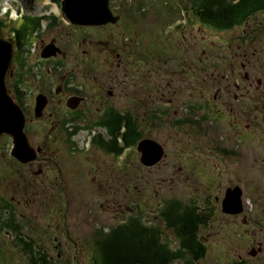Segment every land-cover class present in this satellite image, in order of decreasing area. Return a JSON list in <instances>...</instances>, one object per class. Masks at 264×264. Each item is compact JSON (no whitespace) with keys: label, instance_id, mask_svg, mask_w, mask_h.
Instances as JSON below:
<instances>
[{"label":"flooded vegetation","instance_id":"1","mask_svg":"<svg viewBox=\"0 0 264 264\" xmlns=\"http://www.w3.org/2000/svg\"><path fill=\"white\" fill-rule=\"evenodd\" d=\"M116 1L108 0L109 19L104 24L72 25L67 23L65 15L60 12L48 13L44 18L47 32L49 31V37L46 41L40 39L42 31H39V34L35 36L37 28H33L35 20L32 19L41 15L30 12L23 14L19 22L30 20L27 31L30 32V29H35L32 45L35 46L36 51L38 48L37 57L34 58V63L39 66L37 69H35L36 66H30L28 59H26L27 54L23 52L24 45L28 43V35L21 37L19 26L0 21V42L8 45L7 51L10 49L11 52L10 61L3 76V86L6 96L22 112L24 120L22 133L27 144L34 151L30 160L16 161V158L12 157L13 152L10 151V143L7 142V148V143L0 145V153L6 149L5 154L7 153L8 156L5 157L12 160L11 162L18 171H23L24 167L29 168L34 164H39L43 161V158L39 156L44 154V148L33 136L39 135L41 141L45 140V134L40 130L39 124H41L47 128L46 136L49 137V146L59 143L62 151L66 149L69 152L68 155H74L76 151L75 140L82 144V148L88 147L90 144L92 150L99 149L105 157L110 159L112 168L117 159L121 160V157L125 156L127 170L130 168L132 174L141 171L149 178L150 172L154 169H159V175L168 173L171 168L166 162L168 160L174 167L172 175H175L178 180L183 174L186 176V180L182 184L185 185L186 193L194 190V188L196 190V195L188 200L193 204L180 206L177 215L181 217L188 214V216L202 220L200 223L197 221V226L194 229V236L201 242L202 239L199 238V235L204 233L203 229L206 223L208 221L213 222L212 218L217 217L216 215H226L231 219L238 217L244 219L246 214L242 201L244 185L239 179V172L243 170L244 162L241 149L245 145L243 136L245 132H249L250 128L257 129L254 121H257L259 125L264 122V117H262V113L264 114V71H259L254 67L264 64V12L255 13L242 25L226 29H217V27L203 22L198 18L199 10L196 7H191L192 3L189 4L190 9H181L177 7L179 6L178 3L174 4L176 8L174 15L170 12H161L162 21L160 24H164V26L153 30L150 38L145 40L147 45L151 41L154 43L151 46L156 50L155 52L164 55V45L168 41L163 33H173V35L180 33L181 27L185 26L187 21L184 16L185 13L190 17V24L193 21L201 24L202 27L197 25L196 30H204L205 33L209 34V37H213L219 44L218 51L220 52L212 53L213 56L209 64L198 57L199 54H192L191 71L185 78L187 82V95L184 99L186 114L180 115L181 113L175 112L177 111L175 109L177 104L174 101V96L177 91H167L166 88L167 86L173 87L174 81L176 82L175 78L168 80L157 73L148 71L149 76L142 78L141 104L137 106H122L115 102L128 80L115 85L109 75L103 80V83L99 82L97 70L101 62L99 57L101 52L107 53L113 60V68L110 74L118 72L126 79L135 74L133 68L136 66L131 65L130 60H136L132 57L131 52L133 56L144 57L141 52H135V49L138 48L133 46L130 49L137 38L141 39V36L134 34L142 35V32L136 30L137 27L131 23L125 24L127 12H125L124 6L117 4ZM118 1L126 2L128 0ZM129 1L133 2L134 0ZM27 17L29 19H26ZM132 28L134 29L133 32L128 33ZM71 30L82 36L80 40L72 44L70 43ZM56 31L63 34L62 44L54 36ZM223 33H229V37L223 39L221 37ZM116 34L119 36L118 39L115 37ZM155 34H157L156 37ZM131 35L134 36L131 37ZM120 40L130 42L129 51L126 52L118 44ZM147 45L144 44V46ZM46 46L56 47L55 49H58L59 52L55 56L41 59L40 53ZM195 48L196 45L193 42L179 40L174 50L176 60L182 62L183 53L189 50L191 52ZM178 49H180L179 52ZM142 62L148 65L164 64L166 61L164 57H158L155 54L152 60L143 58ZM206 66L209 67L204 69ZM42 69H45L44 72L41 71ZM156 70L163 71V68L159 67ZM181 73L179 74L180 81L185 87ZM86 81H93L98 84L100 87L99 94L88 93L85 89ZM20 85L25 86L27 91L22 90ZM117 88H120L118 93H116ZM224 96L226 97L223 98ZM41 99L43 102L40 111L36 112V103L39 101L40 104ZM254 99L263 103L257 104L259 110L253 112V116H259V118L252 120V124L249 125L244 120L245 103ZM219 104H222V107ZM91 106L95 108V112H92L93 107ZM171 110H174V117L167 118L166 112ZM113 113L117 114L115 118H120L122 122L119 130L114 131L115 134H108L104 125L105 123L106 125L111 124L114 120L110 118L106 120L105 117L107 115L112 117ZM43 116H46L47 124L39 122L36 125V121ZM30 126L35 129L31 131L30 128L28 129ZM49 126L56 131L54 142L49 136ZM166 129L169 130L172 151L168 150L167 140L163 136ZM214 130L217 133H214ZM126 133L128 143L124 141ZM9 138L7 134H0V139L3 141ZM85 140L87 144L84 142ZM100 140L103 141L105 148L100 147ZM141 141L157 147L158 158L154 164L149 162L147 156L146 164L141 161L142 153L138 150ZM88 156L87 154L82 157L87 158ZM77 160L79 162L73 160L66 166L68 159H64L62 156H59L58 160L54 158L53 169L56 172V186L59 187L60 192H70L67 184L69 176L83 173L82 160ZM262 161L258 160L259 164ZM6 162L10 163L8 160ZM148 163L152 165H147ZM134 164L136 165L135 168ZM85 166L90 168L89 163H86ZM95 171L96 167L92 168V172ZM205 172L209 176L207 184L197 178ZM43 173V169L40 168L38 174L42 175ZM94 178L96 175L93 176ZM166 178L163 179V183L165 180L166 183H173L176 186L173 178ZM197 179L198 184L194 183ZM234 190L240 192V211L231 215L224 214L222 206L224 197H226L227 192ZM112 195L116 202L117 190L115 188ZM129 198L131 199V197ZM167 201L178 202L174 198ZM167 201H161L159 203L161 209L155 211L154 215H152L154 212L151 213V221L154 225L148 224V220L145 221V218L142 217L144 214H135L131 207H127L131 213L124 218L121 217L120 220L129 226L137 222L143 228L155 232V230H160L155 222L157 219L163 224L162 228L170 232L173 240L178 244L179 241L176 237V234L179 233L178 227H176L178 225L175 220H172L170 208L166 207ZM200 201L201 205L199 206ZM169 206L171 207L170 203ZM214 206L219 211L217 214L213 212ZM189 209L193 210V213H189ZM200 212H204V215L202 216ZM119 224H121L120 221L115 223L113 227ZM110 228H100L96 232H92L94 251L90 264H96L99 255H101V250L96 248V241L102 236L99 230L107 233ZM155 233L157 234V232ZM190 236L186 235V237ZM158 239L163 240L159 234ZM67 247L73 253L64 250L65 254L62 256L61 245L49 242V257L43 260L42 264H69L68 258L72 257L76 261L82 257L74 251L75 244L71 238H68ZM58 249L60 254L56 255ZM188 250L187 247L182 248V251L189 256ZM252 253L249 254L252 256ZM236 263L244 264L241 262V257L236 259Z\"/></svg>","mask_w":264,"mask_h":264},{"label":"rangeland","instance_id":"2","mask_svg":"<svg viewBox=\"0 0 264 264\" xmlns=\"http://www.w3.org/2000/svg\"><path fill=\"white\" fill-rule=\"evenodd\" d=\"M189 1L190 0H134V4L129 0L126 2L116 1L117 4L124 6L125 12H127L126 20H124L125 24L131 23L137 27L135 28L136 30L142 32V35L134 34L135 36H141V39L137 38L130 46V49L134 46L138 48L135 49V52H141L144 56H133L131 52L132 57L136 60H130L131 65L136 66L133 68L135 74L126 79L118 72L110 74L113 68L112 58H110L107 53L101 52L99 54L101 59L97 70L99 82L103 83V80L109 75L111 81L115 85H119L118 83L128 80V83L123 86L122 92L115 100L117 104L122 106L140 105L142 98V78L149 76L148 71H150V73H157L168 80L176 79L173 87L167 86L166 88L167 91H177L174 96V101L177 104V106H175L177 111L175 112L181 113L180 115L186 114L184 99L187 95V82L185 78L191 71L190 67H192L193 64L192 54H199L198 57L209 64L213 56L212 53L220 52L218 51L219 44L217 40L213 37H209V34L205 33L204 30H196L197 25L202 27L201 24H198L197 21H193L190 24V17L187 13L184 14L187 19L186 24L181 27L180 33L175 35H173V33H163L168 41V43L164 45V55L155 52L156 50L151 46L154 44L152 41L147 45L145 40L150 38L153 30L164 26V24H160V21H162L160 17L162 15L161 12H170L174 15V12H176L174 4L178 3L180 6L186 7ZM62 2L63 0H60L59 4L56 6L51 4L49 0H0V16L3 12H7L9 17L6 16V20H15L17 18L14 15L15 12H30L31 14L44 12L62 13L60 10ZM187 9H190V7H187ZM106 14V19L96 23L107 21L109 15L107 12ZM67 23L74 25L69 19H67ZM12 24L14 26H19L21 23L16 22ZM133 30L132 28L128 33H132ZM39 31H42L40 39L46 41L47 37H49V31L47 32L46 29V20L40 23V28L36 30L35 36L39 34ZM70 33L71 44L76 43L82 37L76 31L71 30ZM134 35H131V37ZM54 36L58 39V42L62 44L63 34L60 31H56ZM154 36L156 37L157 34ZM115 37L117 39L119 38L117 34ZM221 37L227 39L229 33H223ZM179 40H182V42H193L196 45V48L192 49L191 52L189 50L183 53L182 59L180 58L182 62L176 60V55L174 53L175 45ZM118 44L122 46L126 52L129 51V41L120 40ZM144 44L147 46H144ZM28 48L29 44L26 47V51L25 48H23V52L25 51L24 53L27 54L26 59H28L30 66L33 65L35 67L36 63H34V58L37 57L38 48L36 51L35 47H31L29 53ZM179 51L180 49H178V52ZM155 54L158 57H164L166 62L164 64L148 65L142 62L143 58L152 60ZM1 61L2 57L0 56V62ZM151 63L153 62L151 61ZM38 67L39 66H36L35 69ZM159 67H162L163 71L156 70ZM208 67L209 66H206L204 69ZM254 67L259 71H264V64L255 65ZM44 70L45 69H42L41 71L44 72ZM180 73L182 74L185 87L182 86L180 81ZM131 81L132 83H130ZM19 87L27 91L25 86L20 85ZM85 89L88 93L92 92L93 94H99L100 92L99 85L93 81H86ZM118 92H120V88H117L116 93ZM225 97L226 96L223 98ZM40 101L41 103L37 112L40 111L43 102L42 99ZM259 103L263 102L254 99L253 101L249 100L248 103H245L244 120L246 124L251 125L252 120L259 118V116H253V112L259 110L257 105ZM219 105L221 106L222 104ZM95 111L93 107L92 112ZM173 111H167L166 117H174ZM262 117H264L263 113ZM46 119V116H43L36 121V125L39 122L47 124ZM19 124L20 121L15 128H17ZM39 125L40 130L45 134V140L43 141L40 140L39 135L33 136L44 148V154L39 156L43 158V161L39 164H34L29 168L24 167L23 171H18L11 162L12 160L5 157L8 156L7 153L5 154L6 149L3 153H0V209H2L0 210V264H30L29 259H31L30 257L27 259V255L23 253L22 248V251L20 250V240L14 234L10 235L7 228L3 229L4 225H1V220L4 218L5 222H10L9 219H11L12 223L21 225L19 229L20 232H18L19 236L21 238L25 237L29 242L31 241L32 246L35 242L40 244V246L46 250L45 256L49 257V242H51V244L61 245L62 256L65 254L63 252L64 250H69L73 253L71 249L67 247L68 238H71L75 244L74 251L79 253L82 257L76 261L70 257L68 258V263L78 264V262H81V264H90L93 259L94 251L92 232H96L97 229L100 228L113 227L114 224L119 221L122 223L123 221L120 220L121 217L124 218L127 214L129 215L131 213L127 207L133 208L134 210L132 209V211L135 214H144L142 217L145 218V221L148 220V224L154 225L151 221V217L155 214V211L161 209V207H159L161 201L174 198L178 200L182 206L184 204L189 206L193 204L188 200L190 197L196 195L195 188L186 193L185 185H182L186 180V176L183 174L181 179L178 180L175 175H172V173H174V167L168 160L166 162L171 166L168 173L159 175V169H154L150 172L149 178L141 171L132 174L130 168L127 170V159L125 156L121 157V160L117 159L115 166L112 168L110 159L105 157L99 149L92 150L90 144L88 147L82 148V144L75 140L76 151L74 155H68L69 152L66 151V149L62 151L59 143L49 146V137L46 136L47 128L41 124ZM254 125L257 129L250 128V131L245 132L243 135L245 145L243 149H241L244 162L243 170L239 172V179L242 180L241 182L244 185L242 201L246 213L245 217H243L244 219L241 217L231 219L226 215H216L217 217L212 218L213 222L208 221L203 229L204 233L199 235V238L202 239L201 242L206 247L205 256L195 264H237L236 259L238 257H241V262L244 264H264V122L259 125L257 121H254ZM29 128L31 131L35 129L33 126L28 127V129ZM1 129L2 127H0V130ZM55 132V129L49 126V136L52 138V142H54V137L56 136ZM214 133L217 132L214 130ZM163 136L167 140L166 145L168 150H171L172 145L168 129H166ZM7 142L10 143V149H12V145L13 149H15L12 138L6 141L0 139V145H5ZM84 142L87 144L86 140ZM21 144L23 145V143ZM7 145L8 143L6 144V148ZM157 152L158 149L151 153L152 157H149L150 163L158 158ZM20 154H22L21 156L23 158L26 157L25 160L31 159L29 158V155L32 154L31 152H29V155ZM87 154L89 155L87 158L82 157ZM51 155L56 160L59 159V156L68 159L66 166L73 160L76 162H79L77 159L82 160L83 173L68 177L67 184L68 188H70V192H60L59 187L56 186V172L53 169L54 158ZM14 158H16V161L22 160L18 157ZM6 160L10 161V163H7ZM258 160L263 161L259 164ZM86 163H89L90 168L85 166ZM168 165L165 166L168 167ZM94 167H96V171L92 172V168ZM135 167L136 165L134 164V168ZM40 168L44 171L42 175L38 174ZM235 170L237 169L235 168ZM94 175H96V178L93 179ZM165 177H167L166 179L173 178L176 186L173 183H166L165 180L163 183ZM199 177L197 178L200 181H204V184H207L209 178L207 172L202 174L200 178ZM233 178H236L234 174ZM198 179L194 183L198 184ZM114 188L117 190L116 202L112 195ZM128 196L131 197V199ZM134 199L136 200L134 201ZM224 200L222 203L224 214L231 215V213L225 211ZM4 203H9L12 208L7 210V208H4ZM198 205H201V201ZM233 205L239 208L237 199H234ZM12 212L14 213L13 217H11ZM213 212L214 214L219 212L216 206H214ZM200 214L203 216L204 212H200ZM155 222L160 228V230H155V232H157L159 236L161 235V239H163L161 240L162 243L167 245L171 250L177 249L178 244L173 240L171 233L162 228L163 224L160 221L155 219ZM16 245H18V247ZM250 252H253L252 256L249 254ZM57 254H60L59 249L56 251V255ZM191 254L193 253H189V256H191Z\"/></svg>","mask_w":264,"mask_h":264},{"label":"trees","instance_id":"3","mask_svg":"<svg viewBox=\"0 0 264 264\" xmlns=\"http://www.w3.org/2000/svg\"><path fill=\"white\" fill-rule=\"evenodd\" d=\"M49 1L56 5L60 2V0ZM195 3L196 8L199 10L198 18L217 27V29L242 25L255 13L264 12V0H238L236 2L235 0H196ZM37 21L34 23L36 27L38 26ZM27 25V23H24V28L20 30L21 37L24 36V32L28 27ZM113 114L112 117L108 115L105 117L106 120L109 118L114 120L111 124L108 123L106 125L105 123L104 125L108 134L118 131L122 122L120 118H115L117 114ZM124 141L128 143L127 133L124 135ZM99 145L105 148L102 140L99 141ZM180 206L182 205L179 201L177 203L167 201L166 203V207L170 208L172 220H175L178 225L176 226L179 231L176 234L179 241L177 249L171 250L158 239V233L156 234L143 228L137 222L131 226L121 223L115 227H111L107 233L99 230L102 236L96 241V248L99 251L101 250V255H99L100 257L97 259L96 264H195L203 259L206 247L194 236L197 221L200 223L202 220L188 216V214L179 217L177 212ZM189 210V213H193V210ZM13 215L14 213L12 212L11 217ZM5 225L11 230L10 234L14 233L20 240L19 246L22 248L23 253H26L27 259L31 258L29 259L30 264H41L43 260L48 259V256H45L46 250L40 244L35 242L32 246L31 241L29 243L25 237L21 238L19 236L18 232H20L21 225H13L11 222ZM186 235L191 236L186 237ZM186 247L190 250H188L189 253H193L191 256L186 255L182 251V248Z\"/></svg>","mask_w":264,"mask_h":264},{"label":"water","instance_id":"4","mask_svg":"<svg viewBox=\"0 0 264 264\" xmlns=\"http://www.w3.org/2000/svg\"><path fill=\"white\" fill-rule=\"evenodd\" d=\"M79 1L80 0H63V2H62V6H61L60 10L65 15L66 19H69L71 23H73L74 25L86 26V25L104 24L103 22H106V21H103L101 23H96V22H100L103 19H106V15H107L106 12L109 15V10H108V5H107L108 0H87L86 3H80ZM91 4L100 5V9L101 10L99 12L98 11L97 12H93L92 9H90ZM85 13H88L91 16L89 18L83 16V14H85ZM43 51L44 52H42L41 57L44 58V59H46L48 57H51V56H55L56 52H59L58 49H55L53 47L50 48L48 46H46ZM0 56L2 57V61H1L2 64L0 62V95L2 96V99H3V101L0 100V116H1L0 117L1 118L0 119L1 120V126L0 127H2V129L0 130V132H1L0 134L4 133V134L9 135L13 139L14 145H15V142L17 143L16 137H18V141L20 142V144L23 143V145L21 144L24 147V149H25L23 152L24 153L32 152V154H33V151L27 145L26 139H25L24 135L22 134L23 123H24L22 112L6 96L5 89H4V86H3V76H4V73H5L6 69H7V67H8V64H9V61H10V57H11L10 49L6 53V58H3L4 56L1 55V54H0ZM6 102H8L11 106L8 107L5 104ZM39 106H40V104H39ZM38 107H37V109H38ZM6 109L7 110L9 109L11 111V113L14 116L17 117L18 123L20 121V124H19V126L17 128H11L12 130H15V132H16L15 135L16 136L11 134V133H8V131H6L7 130L6 128H10V122L7 119L8 115L6 114V112H7ZM17 124L15 125V127L17 126ZM4 131H6V132H4ZM143 143H145V142L141 141L139 143L138 150H139V147H141L140 145H143ZM145 150H147V148ZM139 151L142 153V157H143V152L141 150H139ZM12 152H13L12 155L14 157H16L14 155L15 149H13ZM32 154L31 155L28 154L29 158H31ZM28 160H30V159H28ZM28 160H23V161L20 160V161L21 162H25V161H28ZM141 161H142V159H141ZM227 194H228V197H229L227 202L230 201V202L234 203V199H237L239 208L235 207L232 204V207H230V209L233 212L237 211L235 213H238L240 211V207H241L240 192L238 190H234V191L227 192ZM226 198H227V195H226L225 199ZM224 203H226L225 200H224Z\"/></svg>","mask_w":264,"mask_h":264},{"label":"bare ground","instance_id":"5","mask_svg":"<svg viewBox=\"0 0 264 264\" xmlns=\"http://www.w3.org/2000/svg\"><path fill=\"white\" fill-rule=\"evenodd\" d=\"M80 3H86L87 2V0H80L79 1ZM90 9H92V11L93 12H99L101 9H100V5H97V4H91V7H90ZM83 16H85V17H90L91 15H89L88 13H85V14H83ZM107 22V21H106ZM106 22H103V23H106ZM8 45H6V44H3V43H1L0 42V54L1 55H3L4 57L3 58H6V53H7V49H8ZM21 52V51H20ZM19 57V56H18ZM1 64H2V62H1ZM0 100L1 101H3V99H2V96L0 95ZM8 107L9 106H11L8 102H6L5 103ZM38 104H39V101H38V103H37V107H38ZM6 114L8 115V120H9V122H10V128H6L7 130L6 131H8V133H11V134H13V135H15L16 134V132H15V130H12L11 128H15V125L18 123V120H17V117L16 116H14L12 113H11V111L8 109H6ZM36 112H37V109H36ZM1 117V116H0ZM1 119V118H0ZM0 126H1V120H0ZM3 126V125H2ZM6 131H4V132H6ZM1 133V132H0ZM16 136V135H15ZM16 139H17V143L15 142V153H14V155L16 156V157H18L19 159H22V161L23 160H25L21 155L22 154H20V153H23L24 155H28L29 153H24L23 151L25 150L24 149V147L20 144V142L18 141V137H16ZM141 147H139V150H141L142 152H143V157H142V161H143V163H145L146 164V156H147V159H148V157H152L151 155V153L152 152H155L156 150H157V147L156 146H154V145H149L148 143H143V145H140ZM146 148H148L147 150H145ZM14 152V151H13ZM148 161V160H147ZM157 161V160H156ZM155 161V162H156ZM155 162H153L152 164H154ZM152 164H147V165H152ZM230 194V193H229ZM232 195V194H231ZM228 194H227V198L225 199V201H226V203H224V208H225V211L226 212H229V213H234L231 209H230V207H232V202H230V201H228L227 202V200H228ZM138 219V218H137ZM137 221V220H136ZM171 242V241H170ZM30 243V242H29ZM30 245V244H29ZM31 247V246H30ZM98 251V250H97Z\"/></svg>","mask_w":264,"mask_h":264}]
</instances>
